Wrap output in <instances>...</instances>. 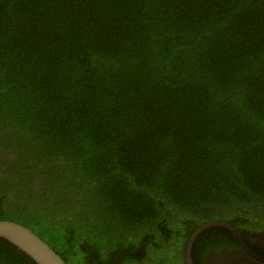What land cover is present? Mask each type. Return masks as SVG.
<instances>
[{"label":"trees","instance_id":"1","mask_svg":"<svg viewBox=\"0 0 264 264\" xmlns=\"http://www.w3.org/2000/svg\"><path fill=\"white\" fill-rule=\"evenodd\" d=\"M0 152V221L66 264H186L213 221L264 257V0H0Z\"/></svg>","mask_w":264,"mask_h":264},{"label":"water","instance_id":"2","mask_svg":"<svg viewBox=\"0 0 264 264\" xmlns=\"http://www.w3.org/2000/svg\"><path fill=\"white\" fill-rule=\"evenodd\" d=\"M210 227H221L228 230L237 240L243 250H245L254 260L264 263V257L252 252L243 239L239 236L235 228L231 225L213 221L200 226L190 237L185 249V263L194 264L192 260V248L196 238L202 231ZM0 238L9 242L22 253L28 256L36 264H66L63 258L36 236L28 228L11 221H0Z\"/></svg>","mask_w":264,"mask_h":264},{"label":"flooded vegetation","instance_id":"3","mask_svg":"<svg viewBox=\"0 0 264 264\" xmlns=\"http://www.w3.org/2000/svg\"><path fill=\"white\" fill-rule=\"evenodd\" d=\"M6 158L10 160L15 159L14 155L9 152H0V163L3 162ZM8 197L12 198L13 195L8 193ZM224 252L226 254H224L223 256H225L226 260L225 261L218 260V262H215L214 264H223V263H226V264H264L262 262L254 260L245 250H242V249L241 250H238V249L227 250ZM209 259H210V256L207 259V263L209 262L208 261ZM214 260L215 259L211 261H214ZM210 264H213V263H210Z\"/></svg>","mask_w":264,"mask_h":264}]
</instances>
